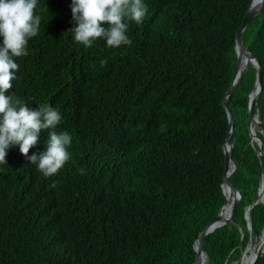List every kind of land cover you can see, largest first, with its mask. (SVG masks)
I'll return each mask as SVG.
<instances>
[{
    "label": "trees",
    "instance_id": "16d2710c",
    "mask_svg": "<svg viewBox=\"0 0 264 264\" xmlns=\"http://www.w3.org/2000/svg\"><path fill=\"white\" fill-rule=\"evenodd\" d=\"M251 2L144 0L143 22L126 21L132 44L109 48L103 39L91 47L74 40L73 0H38L41 26L28 55L13 57L19 70L7 94L59 110L56 131L72 136L70 160L51 177L31 164V155L46 151L51 129L40 131L28 156L19 145L8 150L0 164V264L194 263L201 232L226 202L224 98ZM243 42L263 66L262 127H254L264 142V9ZM256 81L249 63L229 97L230 178L242 199L233 220L205 237L206 264H241L250 247L246 213L262 180L260 147L249 131ZM252 228L256 245L262 202L252 209Z\"/></svg>",
    "mask_w": 264,
    "mask_h": 264
},
{
    "label": "clouds",
    "instance_id": "9594fccd",
    "mask_svg": "<svg viewBox=\"0 0 264 264\" xmlns=\"http://www.w3.org/2000/svg\"><path fill=\"white\" fill-rule=\"evenodd\" d=\"M37 5L38 0H0V164L8 163V150L14 145L28 156L40 131L51 129L46 151L29 157L45 177H51L70 160L72 136L68 131H56L61 113L47 104L32 108L15 93L7 94L19 70L13 57L27 56L29 40L38 35L41 17L36 14ZM72 13L76 26L71 33L78 44L91 47L103 39L107 47L119 48L132 44L126 21L142 23L147 7L144 0H73ZM106 63L102 60L101 66ZM77 171L84 174L83 168Z\"/></svg>",
    "mask_w": 264,
    "mask_h": 264
},
{
    "label": "water",
    "instance_id": "95a60500",
    "mask_svg": "<svg viewBox=\"0 0 264 264\" xmlns=\"http://www.w3.org/2000/svg\"><path fill=\"white\" fill-rule=\"evenodd\" d=\"M263 9H264V0H262V3L257 8L253 7V0H252L251 5H250L245 17H244L243 23L241 24L239 30L237 31V34H236L237 61L235 64L234 76H233L231 87L229 88V90L226 93L225 98H224V105H225V108H226V111L228 114L230 129H229V133H228L226 142H225L224 147H223L226 164H225V174H224V178H223L222 187H224L225 182H228L230 185V188L232 189V191L235 194H237L238 198L236 199L235 202H233L230 215L225 220L224 223L217 225L216 227H212L213 222L222 217L223 211H224L225 207L227 206V204L229 203V200L227 199V197H226V202H225L224 206L222 207L221 211L219 212L218 216L216 218H214L206 226V228L201 232L198 244L196 246L197 257H196V260L194 261L193 264H200V257L202 254H205V252H204L205 237L208 234L217 230L218 228H221V227L229 224L233 220L236 209H237V207H238V205L242 199L241 191L238 188H236L234 183L231 181L230 177L232 174L228 175V167L231 163H233V165H234V172L236 170V164L232 158L233 143L231 142V138H232V135L234 133L235 125H234L233 113H232V110H231V107L229 104V97L235 91L237 85L239 84L240 80L243 77L244 71L248 68L249 63H251L257 69V81L255 84V87L253 88V90L249 96V110H250L249 131H250V136H251V142L252 143L256 142L260 147V150L257 151V155H258L259 159L261 160V165H262V180H261V188L262 189L260 188L258 199L248 208V211L246 213V218L248 221V228L250 231V247H248L246 249V252L243 256L241 264H243V260H244V258L248 252H250V254L253 255V259L251 260V262L249 264H257L260 257L264 253V233L262 235L260 242L256 246L254 238H253V228H252V209L256 204H258L260 202H262L264 204V142L257 136V134L255 132V127H254V124L259 126V127H262V125L259 121V115L256 113V106L258 104L260 94L262 93V90H263V66H262L260 60L246 48V46L244 45V42H243V32L249 26L251 21L257 15H259L262 12ZM243 58H246L249 63L247 65V67L244 69V71L241 72V74L239 75V78H238L237 74H238V70L240 67V63L243 60ZM254 93H255V96L253 97ZM223 192H224V189H223Z\"/></svg>",
    "mask_w": 264,
    "mask_h": 264
},
{
    "label": "bare ground",
    "instance_id": "6f19581e",
    "mask_svg": "<svg viewBox=\"0 0 264 264\" xmlns=\"http://www.w3.org/2000/svg\"><path fill=\"white\" fill-rule=\"evenodd\" d=\"M262 3V0H253V7L254 8H257L260 4ZM248 60L246 58H243V60L241 61L240 63V67H239V70H238V78H239V75L241 74V72L244 71V69L247 67L248 65ZM255 96V93L253 94V97ZM234 172V165L233 163H231L228 167V175H231L233 174ZM224 194L225 196L227 197V199L229 200V203L227 204V206L225 207V209L230 205L231 208H232V204L233 202L236 201V199L238 198L237 194H235L232 189L230 188V185L228 184V182H225L224 184ZM262 189V188H261ZM231 208L228 212H225V209L223 211V214H222V217L219 218L217 220V222L215 223V225H213L212 227H216L217 225H220L222 223L225 222V220L229 217L230 215V212H231ZM206 255V254H205ZM203 256V260H204V264L207 263V256L205 257L203 254L201 255ZM253 259V255L252 254H247L243 260V264H249L251 262V260Z\"/></svg>",
    "mask_w": 264,
    "mask_h": 264
},
{
    "label": "rangeland",
    "instance_id": "374dc122",
    "mask_svg": "<svg viewBox=\"0 0 264 264\" xmlns=\"http://www.w3.org/2000/svg\"><path fill=\"white\" fill-rule=\"evenodd\" d=\"M257 244H258V242H257ZM257 244H256V245H257ZM249 254H250V252H249Z\"/></svg>",
    "mask_w": 264,
    "mask_h": 264
}]
</instances>
